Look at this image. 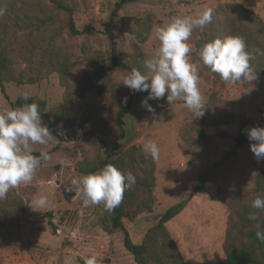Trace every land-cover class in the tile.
<instances>
[{
    "label": "rangeland",
    "instance_id": "374dc122",
    "mask_svg": "<svg viewBox=\"0 0 264 264\" xmlns=\"http://www.w3.org/2000/svg\"><path fill=\"white\" fill-rule=\"evenodd\" d=\"M10 1L0 0V49L9 53L13 73L22 82H5L7 97L0 87V111L12 109L10 102L24 91L46 101V114L58 106L70 108L58 65L50 63L49 45L45 47L50 30L38 29L36 21V17L50 16L56 24L66 13L49 0H12L14 7L6 8ZM64 1L74 7L76 26L90 29L76 36L67 29L60 33V47L82 59L73 73L92 69V60L108 62L104 28L116 0ZM206 7L213 9L212 22L203 30H194L187 41L191 62L198 69L204 115L197 118L182 100L169 103L166 96L148 100L154 109L150 113L141 103L148 92L136 91L124 117L122 139L124 148L142 146L146 139L159 146V157L152 158L155 209L128 223L131 236L139 241L170 205L190 196L186 207L166 223L187 264L223 258L229 208L218 190L254 187L257 170L264 169V160L258 161L250 150L247 134L243 133L241 144L237 140L243 122L249 128L264 127V53L260 51L264 48V0H127L111 27L119 58L144 71L143 62L158 47L154 24L167 23L173 16L194 17ZM226 34L248 40L255 50L251 67L256 79L250 84L216 80L202 64L201 46ZM52 57L56 60L58 53L52 51ZM75 103L107 106L101 112L110 118L118 108L106 92L95 88ZM53 128L59 137L53 136L47 145H33L34 155L47 151L51 159L41 162L31 183L10 189L0 201V264H82L91 255L102 264H136L123 246L122 232L110 235L105 231L103 204L84 206L71 185L72 178L82 175L78 169L82 160L103 156L100 147L80 138L89 125L67 127L53 122ZM105 139L113 144L110 136ZM200 177L205 180L202 190L194 192ZM41 195L47 197V205L37 208L34 201ZM156 214L160 215L154 220Z\"/></svg>",
    "mask_w": 264,
    "mask_h": 264
},
{
    "label": "trees",
    "instance_id": "16d2710c",
    "mask_svg": "<svg viewBox=\"0 0 264 264\" xmlns=\"http://www.w3.org/2000/svg\"><path fill=\"white\" fill-rule=\"evenodd\" d=\"M49 1L54 4L56 9L65 12L66 16L56 20V24L52 23L53 18L50 16L36 17L37 28L46 32H48V29L50 30L49 44H45V47L49 45L47 53L50 55V63L54 62L58 65L62 82L66 88V96L72 108L67 109L58 106L53 108L50 114H46L44 112L46 108L45 100L30 96L27 103L36 102L39 104L42 121L55 137L59 136L53 128V122H59L67 127L77 126L81 128L89 125L90 128L85 130L80 138L100 147L103 156L94 161L82 160L78 166L82 175L96 172L109 163L124 173L131 172L134 175L135 184L125 190L120 205L111 213L107 212L102 220V225L110 235L116 231L122 232L123 246L132 254L136 264H187L181 258L179 248L170 235L166 223L186 207L190 196L170 205L161 214L157 222L146 229L139 241L133 239L128 227V223L132 222L137 216L154 212L155 196L153 187L156 177L152 158L151 156H145L142 146L131 144L124 148L122 142L125 135L124 117L132 106L136 91H130L128 87L122 84V77L133 67L119 58L117 40L111 27L119 16V10L127 0H116L114 2L109 19L105 24L104 34L109 41L110 53L108 62L92 60V69H85L78 74L73 73V71L82 59L60 47V33L62 30L67 29L71 35L76 36L90 29L81 30L76 26L72 5L67 4L64 0ZM9 5L14 7L12 0L7 2L5 7L7 8ZM4 11L7 12V9ZM16 11L21 10L16 9ZM43 33L42 31L41 34L43 35ZM44 37L46 43H48L46 36L41 38ZM244 40L247 49L254 53L255 50L248 40ZM52 51L58 53L56 60L52 57ZM260 51L264 53V48ZM203 66L216 80L222 81L218 74L211 71L210 67L204 64ZM250 66H252L251 61ZM13 80L17 83L22 82L21 76H15L13 73L9 53L4 49H0V87L2 94L6 97L4 83ZM92 88L97 89L99 92H106L110 100L114 104H118L112 118L101 112L107 106L102 107L92 104L78 106L75 103L77 97H83ZM125 98L126 100L123 103ZM24 103L26 102L20 96L10 102L12 109ZM74 103L77 108L73 106ZM247 129H249L248 125L243 122L237 136L239 144L243 142V133L247 134ZM106 136L112 138L113 144L111 146L105 139ZM204 181V178L200 177L194 192L202 190ZM258 195L264 197V169L257 170L254 187L238 190H218L219 198L229 208L226 233L222 242L224 256L219 261H200L193 264H264V240H260L256 236V225L261 224L264 226V210L251 207L252 200ZM249 213H255L257 220L250 221L248 219ZM54 228L56 227L54 226ZM81 263L84 264V260H81Z\"/></svg>",
    "mask_w": 264,
    "mask_h": 264
},
{
    "label": "clouds",
    "instance_id": "9594fccd",
    "mask_svg": "<svg viewBox=\"0 0 264 264\" xmlns=\"http://www.w3.org/2000/svg\"><path fill=\"white\" fill-rule=\"evenodd\" d=\"M212 19L213 9L206 7L194 17L173 16L167 23L154 24L153 32L158 47L143 62L144 71L132 68L122 77V84L130 90L148 92L147 98L141 103L150 113H154V109L148 100H159L166 96L169 103L182 100L197 118L204 115L203 97L198 87V69L191 62V49L187 41L194 30H203ZM198 55L203 64L225 83L250 84L256 79L255 71L250 66L253 52L247 49L245 40L238 35L207 40ZM20 98L26 103L0 111V201L7 198L10 189L31 183L41 162L51 159L47 151H41L39 156L33 154V145H47L53 139L49 128L42 121L39 104L27 103L30 99L27 91L20 93ZM247 138L255 158L264 160V127L247 129ZM142 151L146 157H159V146L153 139L144 141ZM134 184L135 177L131 172L124 173L111 163L96 172L71 179V185L76 194L83 198L84 206L103 204L104 210L109 213L120 205L125 190ZM34 203L37 208H44L47 197L38 196ZM251 207L264 210V197L256 196ZM248 219L255 221L257 216L249 213ZM256 229L257 238L264 240V226L257 224ZM84 264H102V260L91 255L84 260Z\"/></svg>",
    "mask_w": 264,
    "mask_h": 264
},
{
    "label": "water",
    "instance_id": "95a60500",
    "mask_svg": "<svg viewBox=\"0 0 264 264\" xmlns=\"http://www.w3.org/2000/svg\"><path fill=\"white\" fill-rule=\"evenodd\" d=\"M158 215L160 214H156L155 216H153V219L155 220L158 217Z\"/></svg>",
    "mask_w": 264,
    "mask_h": 264
},
{
    "label": "built area",
    "instance_id": "2783aa9c",
    "mask_svg": "<svg viewBox=\"0 0 264 264\" xmlns=\"http://www.w3.org/2000/svg\"><path fill=\"white\" fill-rule=\"evenodd\" d=\"M57 230H59V229H57Z\"/></svg>",
    "mask_w": 264,
    "mask_h": 264
}]
</instances>
